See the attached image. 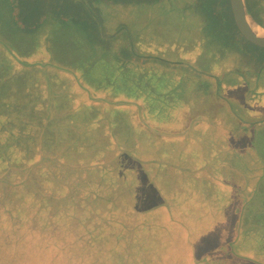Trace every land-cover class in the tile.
I'll use <instances>...</instances> for the list:
<instances>
[{
  "label": "trees",
  "instance_id": "obj_1",
  "mask_svg": "<svg viewBox=\"0 0 264 264\" xmlns=\"http://www.w3.org/2000/svg\"><path fill=\"white\" fill-rule=\"evenodd\" d=\"M122 2V9L154 6L133 26L116 15L105 17L103 27L114 37L107 45L90 23L62 18L29 45L26 29L10 19L8 2L0 0V29L7 37L11 26L10 39L24 46H0V196L8 200L0 205L6 210L0 209L3 251L13 230L32 224L57 231L56 247L63 246L65 232H84L82 218L89 244L108 245L97 261L264 264V118L241 119L231 109L239 134L223 131L214 118H192L189 111L206 104L211 83L164 64L167 54L157 49L168 52L172 44L159 37L162 25L150 27L148 21L170 13L161 10L172 11V5L160 10L155 2ZM196 5L200 13L211 8L204 0ZM126 30L128 38H122ZM214 36L221 37L218 29ZM186 112L187 128L173 132L178 120L187 121ZM235 180L240 188L234 193ZM232 195L237 216L228 237L218 233L210 244L208 236H188L198 228L197 215L208 210L205 219L214 220ZM113 210L117 217L111 221ZM88 257L85 249L78 255Z\"/></svg>",
  "mask_w": 264,
  "mask_h": 264
},
{
  "label": "rangeland",
  "instance_id": "obj_2",
  "mask_svg": "<svg viewBox=\"0 0 264 264\" xmlns=\"http://www.w3.org/2000/svg\"><path fill=\"white\" fill-rule=\"evenodd\" d=\"M13 1L18 2L21 6L27 5V8L30 6L37 8L39 5L43 6L44 3L47 7V11L38 8L35 12V16L40 15L41 19L36 18L32 21L30 20L28 25H23L18 18V21H15L14 14L11 15V17L9 15L10 19L12 18L18 27L26 29H24L26 31L24 34H26L25 39H27L29 45L40 42V38L44 35L42 32L47 28L58 27L60 23L58 19L61 18L74 19L77 24L83 22L90 23L93 35L100 41L101 45H107L108 42L105 38L107 37L109 39L110 34H108L102 24L104 23L105 17L107 20L109 18L111 21L115 19L113 15H116L118 19L129 22L133 26V19H136L137 21L143 20L146 13L143 10L151 9L152 6H154L152 4H150L152 6H140L137 10H132L131 7L122 9V6H117L118 3L124 4V2L120 0ZM204 1L208 2V7H211L207 13H200L198 10L193 9V7H198L196 3H201V0H197V2L195 0L153 1L159 4L160 10L168 4H171L173 9L172 11L161 10L170 13L160 12V19L155 16H153L155 19L151 22L148 19L149 26L152 27L154 26L153 24L162 25L159 37L167 38L169 40V44H172V47L168 48V52L163 51L164 49H157L158 53L165 52L167 54L162 56V59L166 60L164 61L166 62L164 64L168 65V67L172 70L176 69L182 71V67H184L185 69H189L190 72L193 71L202 79H204L202 73L210 77L209 80L205 77L207 82L210 81L211 83L209 84L208 82V89L204 92L205 95L203 99L206 104H203L200 109L189 111V115L192 118L200 115L208 118H214L218 120V123L223 128V131L227 130L232 134H239L237 130L238 127H240V124L236 119L230 117L229 111L231 112V109L241 119L264 118V50L253 46L240 33L234 19L231 0ZM126 2L127 3H125V5L129 4L128 1ZM117 7H119L118 13L113 10V8L118 9ZM247 7L251 17L260 27L264 28V0H248ZM158 14L156 16H158ZM1 15L4 17V15L0 12V18L2 17ZM46 20H48V22H46ZM210 20L215 21L216 28L219 30V34L222 38L214 36L217 29L213 26V23H210ZM144 23L146 24V22ZM9 31L11 35L9 34ZM14 33V29L9 26L6 37L3 30L0 29V46H6L8 48L12 47L13 49H15V46L17 51L20 47L24 48L22 44L18 47L17 43L19 41L10 39V37L14 36ZM119 33L120 31L118 32V35ZM120 35L122 38H128L129 32H127V30L126 32L122 31ZM194 40L197 42L196 45H191ZM41 42L46 44L50 41H47L46 39L43 40L42 38ZM158 45L160 46L161 43L158 42ZM28 46L26 49H28ZM117 46H121V43H117L116 47ZM38 49H40V47ZM131 49L135 53V49L132 47ZM189 59H193V62H183L184 60ZM180 63L185 64L175 65ZM185 69L183 72H185ZM226 72L228 73L229 78L226 77V79H224L223 76ZM217 79H219V85L217 83ZM222 81L224 82L221 83ZM214 82L217 83V86ZM165 83L167 86L168 82L166 80H164V84ZM215 94L219 97L221 96L222 98L215 97L212 98L211 101L208 100L209 97H212ZM198 96L199 94L196 92L191 97L197 98ZM224 100H226V102ZM160 113L164 114V110L161 108ZM184 118L187 121H184L183 118L178 120L176 123L177 126L174 127L173 132L181 133L185 128H187V112L186 115L184 114ZM257 166L252 167V172H254L255 169H258L259 166ZM229 178L233 179L232 177ZM179 185L180 183L176 186ZM239 188L240 183L235 180L232 190L235 193L238 192ZM7 202L8 200H6L5 196H0V205L6 204ZM236 203L237 198L232 195V202L227 204V206L224 204L223 207H220L219 217L214 220L212 219V221L208 218L205 219V216H207V213H210V211H202L194 218L198 228L193 230V232L188 236L192 238H200L201 236L205 238L208 236V238H213V241H210V244H215L218 233L220 236L223 235L228 237L232 232L233 224L237 216L236 211L233 209ZM121 206H123V203L119 207ZM0 209L2 212L6 211L2 207H0ZM121 209L123 210V208ZM108 212L111 217V221L113 218L117 217V212L115 210ZM134 213L136 215L138 214L137 211H134ZM79 221L82 223V229L84 232L80 231L79 235H73L69 231L65 232L66 239L62 242L63 244H60L63 246H58L62 248L56 247L55 244L57 231L48 229L46 226L38 227L36 224H32L24 229L23 225L20 226V228L13 230L12 234L14 236L12 237H14V239L11 240L12 242L9 244L10 247L7 250L3 251L5 248L2 246V249L0 245V264H111L110 260H108V262L97 261L95 255H98V257L106 255V246L108 245L106 243H102L98 248H95L93 245L89 244L91 235L87 230H85L84 219L79 218ZM124 231L126 230H121L117 233L120 234ZM127 231L128 232H125V237L127 239L126 244L130 242L128 238L131 237L130 235L132 234L129 230ZM214 235H216V237ZM93 236H95L94 233ZM9 238H11L10 234ZM5 240L8 239L5 238ZM198 242L200 245V241ZM95 246H98V243L95 244ZM164 246L166 247V244H164ZM84 249L89 251L90 257L85 260H81L78 258V255L81 254ZM62 250L65 251L62 252ZM10 251L12 253L21 252L23 253V256L22 258H20V256L14 257V255H11ZM168 254L169 253L166 254V257ZM222 262L225 261L223 260ZM216 263H218V261H216Z\"/></svg>",
  "mask_w": 264,
  "mask_h": 264
},
{
  "label": "water",
  "instance_id": "obj_3",
  "mask_svg": "<svg viewBox=\"0 0 264 264\" xmlns=\"http://www.w3.org/2000/svg\"><path fill=\"white\" fill-rule=\"evenodd\" d=\"M77 1H88V0H77ZM120 1L153 2L159 0H120ZM231 6H232L235 22L240 33L253 46L264 50V37L258 36V34H256L252 29L251 22H256V21L251 17L248 11L246 0H231ZM217 83L218 85L220 84L219 80L217 81Z\"/></svg>",
  "mask_w": 264,
  "mask_h": 264
},
{
  "label": "crops",
  "instance_id": "obj_4",
  "mask_svg": "<svg viewBox=\"0 0 264 264\" xmlns=\"http://www.w3.org/2000/svg\"><path fill=\"white\" fill-rule=\"evenodd\" d=\"M5 1L8 2L7 4H8V7L10 8V12H11L12 7H14V10H12V13L15 15L14 20L15 21L20 20L23 25H28V22L30 20L32 21L33 19H36V18L41 19L40 15L35 16V12H36V10H38V8L42 9L44 11H47V7H46V5H44L45 3L43 4V6L42 5L37 6V8H35L33 6H30L27 8V5L21 6V4H19L18 2H15L13 0H5ZM246 3L248 5V0H246ZM32 17H35V18H32ZM17 18H18V20H17ZM113 38L110 37L108 39L106 37L105 40L108 41V40L113 39ZM202 74L204 77H207L208 79L210 78L206 74H204V73H202ZM227 76H228V73L226 72L225 75L223 76V78L226 79ZM219 79H217V81Z\"/></svg>",
  "mask_w": 264,
  "mask_h": 264
},
{
  "label": "bare ground",
  "instance_id": "obj_5",
  "mask_svg": "<svg viewBox=\"0 0 264 264\" xmlns=\"http://www.w3.org/2000/svg\"><path fill=\"white\" fill-rule=\"evenodd\" d=\"M253 31L260 37H264V28L260 27L256 22H251Z\"/></svg>",
  "mask_w": 264,
  "mask_h": 264
}]
</instances>
